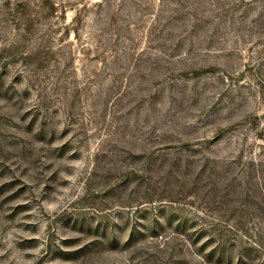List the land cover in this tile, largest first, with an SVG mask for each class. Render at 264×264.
<instances>
[{
    "label": "rangeland",
    "instance_id": "rangeland-1",
    "mask_svg": "<svg viewBox=\"0 0 264 264\" xmlns=\"http://www.w3.org/2000/svg\"><path fill=\"white\" fill-rule=\"evenodd\" d=\"M0 264H264V0H0Z\"/></svg>",
    "mask_w": 264,
    "mask_h": 264
}]
</instances>
